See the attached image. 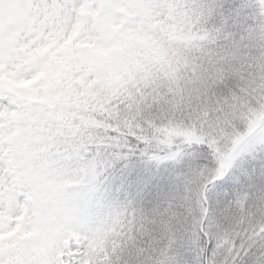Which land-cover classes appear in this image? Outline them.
Wrapping results in <instances>:
<instances>
[{"label": "snow or ice", "instance_id": "obj_1", "mask_svg": "<svg viewBox=\"0 0 264 264\" xmlns=\"http://www.w3.org/2000/svg\"><path fill=\"white\" fill-rule=\"evenodd\" d=\"M0 264H264V0H0Z\"/></svg>", "mask_w": 264, "mask_h": 264}]
</instances>
